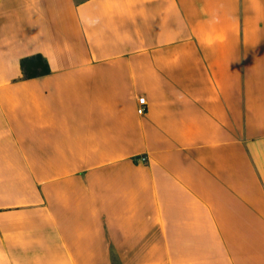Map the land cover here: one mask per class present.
<instances>
[{
    "label": "crops",
    "instance_id": "crops-1",
    "mask_svg": "<svg viewBox=\"0 0 264 264\" xmlns=\"http://www.w3.org/2000/svg\"><path fill=\"white\" fill-rule=\"evenodd\" d=\"M0 264H264V0H0Z\"/></svg>",
    "mask_w": 264,
    "mask_h": 264
},
{
    "label": "trees",
    "instance_id": "trees-1",
    "mask_svg": "<svg viewBox=\"0 0 264 264\" xmlns=\"http://www.w3.org/2000/svg\"><path fill=\"white\" fill-rule=\"evenodd\" d=\"M21 68L26 78H35L50 73V67L42 55H34L22 60Z\"/></svg>",
    "mask_w": 264,
    "mask_h": 264
},
{
    "label": "built area",
    "instance_id": "built-area-1",
    "mask_svg": "<svg viewBox=\"0 0 264 264\" xmlns=\"http://www.w3.org/2000/svg\"><path fill=\"white\" fill-rule=\"evenodd\" d=\"M137 113L139 115H145L147 113V102L145 97H141L138 100Z\"/></svg>",
    "mask_w": 264,
    "mask_h": 264
}]
</instances>
